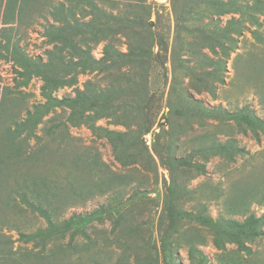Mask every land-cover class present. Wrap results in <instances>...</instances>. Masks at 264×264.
Returning <instances> with one entry per match:
<instances>
[{
  "label": "rangeland",
  "instance_id": "1",
  "mask_svg": "<svg viewBox=\"0 0 264 264\" xmlns=\"http://www.w3.org/2000/svg\"><path fill=\"white\" fill-rule=\"evenodd\" d=\"M129 1L22 0L4 24L0 0V264H115L122 257L130 263L157 252L163 258L168 236L176 263L190 264L195 244L207 264H264V134L233 117L264 119V0H236L246 12L227 56L233 41L224 27L240 14L215 15L203 5L202 18L184 25L177 14L186 0H147L152 13L142 34ZM63 5L74 16L68 26ZM95 16L98 25L78 31L76 21ZM105 24L108 37L96 41ZM210 33V42L225 43L216 52L201 49ZM107 43L128 55L102 69L77 68L73 45L101 59ZM38 69L75 81L46 96L43 76L26 74ZM87 86L119 90L116 113L93 124L72 122L78 107L57 102ZM203 106L227 112L221 119L194 114ZM104 129L129 133V149H118L127 161ZM228 140L243 149L233 159L198 153ZM183 158L205 170L176 168L172 192L171 164ZM169 202L184 215L172 217ZM201 210L215 220L261 217L263 234L246 240L247 248L219 249L212 230L193 220ZM176 222L181 228L172 235Z\"/></svg>",
  "mask_w": 264,
  "mask_h": 264
},
{
  "label": "trees",
  "instance_id": "2",
  "mask_svg": "<svg viewBox=\"0 0 264 264\" xmlns=\"http://www.w3.org/2000/svg\"><path fill=\"white\" fill-rule=\"evenodd\" d=\"M129 5L134 8V22H138L140 24V31L142 30V34H144V31L147 29L146 24H148V19L150 18V15L152 11L150 10L152 6L147 3V0H130ZM205 5L206 9L215 15H224V14H229V13H237L241 15V19H236L235 17L229 20L226 24V27H224L225 30L228 31V33H225L224 36L233 41L232 45L230 48L225 50L226 56L229 55L231 50L235 47V39H234V34H239L241 33L242 25L244 24V16L245 12L244 11V5L238 4L236 0H186L182 11H180L177 14V19L182 22L184 25L189 24L191 21L197 20L202 18V13H203V8L202 6ZM22 6V0H6L5 2V8L3 12V22L4 24L10 23L11 19L13 20L15 18V12L17 9H20ZM64 6V5H63ZM62 12L64 14L61 17V21L63 23V26H68L73 23L68 18L74 19L72 9L63 7ZM178 12V11H177ZM96 15H98L97 12H94ZM102 15H106V12L103 11L99 14V17ZM109 16L111 17V13H109ZM115 16V15H114ZM115 18H117L115 16ZM123 22L130 21V19H120ZM131 22V21H130ZM100 23V20L98 17H94L91 22H84L80 23L79 21H76V24L79 25L80 27L78 28V31L83 33L84 35L86 34V30H89V28H94L96 25ZM74 26H77V25ZM232 25H235L232 28ZM108 26L105 24L104 26L99 27V37L96 38V41L104 40L108 37ZM60 31L63 30V28H59ZM140 35V34H139ZM215 35L214 33L208 34L207 38L205 39L204 46L201 47L205 48L208 47L212 49L214 52H216V48L224 47L225 43L222 41H216V43L210 42L208 37H211ZM63 35L61 37H56L54 40H63ZM220 35V37H224ZM148 37V36H147ZM145 40V38H144ZM75 48V55L74 57L79 58L74 62L77 66V68H81V70H96L97 68H104V64H107L110 61H114L118 57H125L128 55V53H124L122 51L118 50H113L112 45L107 43V45L104 46V51H103V57L101 59H96L92 53L91 49L87 48L86 50L81 49L80 46L73 45ZM133 49V48H132ZM137 50H141V47L138 46ZM151 52V48H150ZM115 54V55H113ZM129 55H138V53L133 52L130 50ZM116 56L115 58H113ZM209 58V57H208ZM211 59V58H209ZM23 70L20 72V74H25L26 71H28V68H25L22 65H19ZM211 66V65H209ZM28 75V78L31 77L33 74H39L43 76L44 80V85H43V94L48 96L50 95V92L53 91L56 88H59L61 86L68 85L75 81V79H62L60 80L55 79L50 77L46 72H44L41 69H38L37 71H34V73H26ZM119 90H97V89H91L89 86H87L86 89L84 90H78L77 95L75 98L68 100V99H62L58 101L57 103L59 104H66L69 107L73 109V111L78 109V113L76 114L77 117H73L72 122H86L93 124L97 119L105 117V116H112L113 114L116 113L117 111V106L115 105V100L118 98L115 97V100L113 101V95L115 93H118ZM204 107V106H203ZM114 109V110H112ZM89 113H88V112ZM90 111H92L90 113ZM196 112H200V116L203 117H210V113H216V116L221 119V115L225 114L227 111H221L219 109H210L204 107V109L201 108L198 110L194 111V114ZM88 113V114H86ZM233 117L238 121V126H243V125H248V126H253L252 128L254 130H257L259 128L263 134H264V119H260L258 117H255L251 114L239 112V113H233ZM229 117H231V114H229ZM75 120V121H74ZM39 121V118L34 121V124H36ZM118 122V120L116 121ZM255 123V125H254ZM250 127V128H251ZM108 134L109 137L111 138V142L114 145V148L116 150V155L117 157L125 162L127 159L123 160L122 155L120 152L118 153V149L122 148V152H126L127 149H129L128 146L124 147L123 142L125 139L129 136L128 132H122V131H113V130H106L104 129ZM136 143V142H135ZM243 151V149H239L237 144L234 142V140L227 141V142H221V141H215L211 143L208 147L205 149L199 150L198 153L201 154V157L204 159H207L209 156H217V155H223V156H228L230 159H233L235 155H237L240 151ZM136 156V155H135ZM138 156V155H137ZM188 157V156H187ZM137 160V159H135ZM131 162V160L129 161ZM191 166H190V165ZM189 165V166H187ZM194 165L197 168L198 173L201 171L205 170V165L204 164H193L192 159H179L175 160L172 162V185H171V191L176 192V180L174 176V170L176 168H180L183 166V169H190ZM123 182V181H121ZM179 186V185H178ZM171 205L170 207L168 206L170 214L172 217L174 216H183L184 212L181 211L178 207L173 205L171 202H169ZM43 214H45L48 218L50 217L49 213L44 210ZM181 219V217H180ZM193 220L202 223V225H207L213 232V241L215 245L219 249L225 248L227 243H236L239 246H242L244 248H247L248 246L246 245V240H251L257 236H262V224H263V219L261 217H256L255 215H250L245 219V221L240 222L235 219L231 220H223V219H213L210 216H207L205 214V210H201L198 212L197 215L193 217ZM181 228V227H180ZM178 228V222L173 224V228L171 231V234H177L179 232ZM171 237L168 236L163 239L161 242L163 251H164V256L163 258L159 257V252H157L156 255H148L147 257H144L143 259L136 258L134 262L128 263L127 260L128 258L122 257L118 262L115 264H163L162 261L165 260L166 264H184V263H176L179 262L178 259L173 255L172 249L173 245L171 242ZM149 252H154L152 248H149ZM189 255V260L190 264H207L206 257H204V254L202 250L198 249L195 244L191 245L189 247L188 251ZM164 259V260H162Z\"/></svg>",
  "mask_w": 264,
  "mask_h": 264
}]
</instances>
